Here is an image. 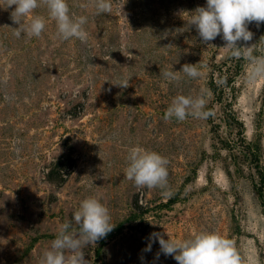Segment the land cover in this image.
Wrapping results in <instances>:
<instances>
[{"label":"rangeland","instance_id":"obj_1","mask_svg":"<svg viewBox=\"0 0 264 264\" xmlns=\"http://www.w3.org/2000/svg\"><path fill=\"white\" fill-rule=\"evenodd\" d=\"M67 2L88 18L87 44L58 39L44 7L33 13L47 20L42 37L17 39L15 6L0 0V264H40L90 197L115 227L84 249L89 264H178L151 234L202 231L234 240L245 264H264V79L251 81L250 63L221 49L222 34L206 45L186 27L207 0H112L103 14ZM248 30L253 40L238 46L264 56V23ZM185 64L204 75L162 77ZM124 79L127 88L116 85ZM178 95H203L209 116L165 120ZM135 146L169 160V195L125 179Z\"/></svg>","mask_w":264,"mask_h":264},{"label":"clouds","instance_id":"obj_2","mask_svg":"<svg viewBox=\"0 0 264 264\" xmlns=\"http://www.w3.org/2000/svg\"><path fill=\"white\" fill-rule=\"evenodd\" d=\"M6 3L7 8L15 6V10L11 12V19L19 25L13 29L17 39L21 38L22 34L26 38L42 37L46 31L47 20L44 16L33 13L36 9L44 7L49 18L56 22L58 39L62 41L76 39L81 44L88 42L89 33L85 30L88 18L72 13L67 0H6ZM89 6L93 7L97 14L111 13L113 10L112 0H88V4L83 5ZM186 13L182 12V15ZM29 18L30 22L25 23ZM252 22H256L257 26L264 23V0H207L206 7L195 9L186 27L194 26L206 45L222 34L225 46L221 49L230 52L234 58L247 60L251 66L249 79L256 81L264 79V56H253L256 45L238 46L240 41L253 40L254 34L248 30V25ZM172 47L170 44L165 48ZM197 65L185 64L181 71H164L161 75L169 82H178L181 74L196 80L204 75ZM116 85L127 88L129 80L124 79ZM206 103L203 95L197 97L178 95L167 108L164 119L175 118L178 122H183L189 116L206 119L209 116V112L205 110ZM14 143L20 144L22 141L17 138ZM16 151L19 153L20 149L17 148ZM127 161L125 179L132 181L137 189L159 188L164 190L163 195L170 194L167 191L169 160L166 157L135 146L129 150ZM73 220L74 224L66 221L60 226L50 248L43 252L40 264H89L85 259L84 249L105 238L115 227L111 223L109 209L94 197L81 201L78 210L73 214ZM150 239L152 243L158 240L160 252L165 256H173L178 264H245L235 241L216 232H198L182 241L170 237L166 240L163 234L154 232ZM152 243L144 249L145 252L151 251ZM159 256L160 253H157V260Z\"/></svg>","mask_w":264,"mask_h":264},{"label":"trees","instance_id":"obj_3","mask_svg":"<svg viewBox=\"0 0 264 264\" xmlns=\"http://www.w3.org/2000/svg\"><path fill=\"white\" fill-rule=\"evenodd\" d=\"M233 121H234V119H233ZM234 123L238 126V128H239V135H240L241 132H242V127H241L240 123H238L237 121L236 122L234 121ZM241 142H242V139H241ZM246 149H247V151L249 150V148L247 146H246ZM251 155H252L253 158H256L255 155H253L252 153H251ZM260 175H261L262 182H264V176H263L262 172L260 173Z\"/></svg>","mask_w":264,"mask_h":264}]
</instances>
